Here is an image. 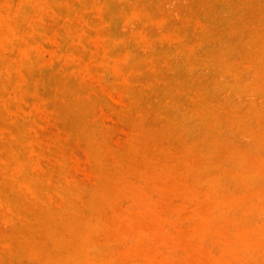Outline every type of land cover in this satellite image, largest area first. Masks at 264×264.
I'll list each match as a JSON object with an SVG mask.
<instances>
[{"label": "rangeland", "instance_id": "374dc122", "mask_svg": "<svg viewBox=\"0 0 264 264\" xmlns=\"http://www.w3.org/2000/svg\"><path fill=\"white\" fill-rule=\"evenodd\" d=\"M49 255L264 264V0H0V264Z\"/></svg>", "mask_w": 264, "mask_h": 264}, {"label": "bare ground", "instance_id": "6f19581e", "mask_svg": "<svg viewBox=\"0 0 264 264\" xmlns=\"http://www.w3.org/2000/svg\"><path fill=\"white\" fill-rule=\"evenodd\" d=\"M29 207H30V205H29ZM32 211H34V210H32ZM12 218H13V220H15L16 219V221H17V218L19 219V220H21V221H24L25 219L27 220V221H29V219L27 218V216L25 215V216H23L22 214H12ZM25 218V219H24ZM52 259H53V257H51L50 255H49V259H48V261H49V263H47V264H59V263H56V262H52ZM61 264H65V263H61Z\"/></svg>", "mask_w": 264, "mask_h": 264}]
</instances>
